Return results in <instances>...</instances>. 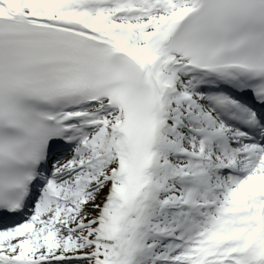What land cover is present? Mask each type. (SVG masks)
<instances>
[{
    "label": "bare ground",
    "instance_id": "1",
    "mask_svg": "<svg viewBox=\"0 0 264 264\" xmlns=\"http://www.w3.org/2000/svg\"><path fill=\"white\" fill-rule=\"evenodd\" d=\"M5 1L9 14L22 6L17 0ZM184 1L186 0L177 3L170 12L151 15L148 21L134 28L118 19L109 18L108 13L87 15L64 10L62 5L65 0L24 3L28 6L27 14L32 17H80L86 21L92 31L99 29L98 34L108 39L117 51L127 54L143 67L142 72L148 79L153 98L151 142L154 152L147 159L148 169L144 179L141 181L140 178L132 188L131 185L126 188L125 180L122 179L126 174L124 168L130 163V159L126 142L117 132L123 129V117L119 105L111 98H102L91 108L76 113L77 124L81 127L89 121L88 117L93 115L90 120L96 123L91 138V142H95L92 143L93 155H96L94 160L101 159L100 153H105L104 159L96 160L95 165L101 169L107 166L110 168L97 180L102 185L98 198L86 206L90 217L86 220L82 219L78 224H82L87 230L83 238L84 249L57 255L65 257V262L155 264L157 260L160 261L156 258L159 244L170 238L171 230L169 224H166L167 216L179 209L180 202L176 199L175 187L181 188L188 184L204 191L210 189L211 184L208 182V173L204 165L194 169L192 178H188L184 175V168L178 164L181 158L189 156L182 148L183 139L180 138L185 129L184 122L197 120V117L190 113V108L202 104L203 101V97L195 90L199 88L207 90L203 80H194L191 70L177 59L169 58V52L165 48L170 35L183 18L181 11L193 6L191 0H187L188 6L185 7ZM117 27L120 28L118 32H116ZM149 54H153L160 64L158 74H155L150 68L151 65L143 60V57ZM128 56L126 57L129 58ZM163 75L168 83L162 81ZM219 133L228 134L234 142L237 140L235 132L227 124L220 127ZM197 134L202 132L197 130ZM85 141L86 139H83L78 144L81 149ZM235 152L236 149L233 160H237ZM65 161L69 160L58 159L50 172L55 173L58 178H65L59 167ZM78 183L81 182L77 181L76 184ZM254 187L264 189V153L260 156L256 167H253L246 177L238 178L231 188L232 191L229 189V192L241 196L244 191ZM47 209H49L47 206L37 208L30 213V215L34 213L39 215L36 221L30 218L19 227L1 230L0 252H7L8 244H16L18 254L37 257L43 262L39 248L41 244H51L47 232L57 216V214L53 215L55 213L52 211L48 213ZM224 224L223 226L220 223L219 229L209 237L220 238L221 242L237 239L241 244L254 239L248 237L241 240L244 237L243 227L247 225L236 227V225ZM58 225L72 227L68 221H61ZM190 235L187 234L186 237L189 238ZM263 253L260 255L262 256ZM50 256L53 255H47ZM253 261L264 263L260 258H255Z\"/></svg>",
    "mask_w": 264,
    "mask_h": 264
},
{
    "label": "rangeland",
    "instance_id": "2",
    "mask_svg": "<svg viewBox=\"0 0 264 264\" xmlns=\"http://www.w3.org/2000/svg\"><path fill=\"white\" fill-rule=\"evenodd\" d=\"M141 19V18H140ZM201 89H198L197 91L200 92ZM96 119V118H95ZM96 124V123H95ZM95 128V127H94ZM94 128L91 130L89 136L91 137ZM184 136V133H181L180 138L183 139V145L182 148H189V142L192 140V137L186 132ZM92 143H88L87 148L83 151L81 155L77 157V159L69 160L65 164V166H68L71 163H77L84 158H88L92 156ZM103 160V159H102ZM53 163H51L50 166H52ZM182 168H184V172H189L190 170L194 169L197 165L193 164L189 158L183 157L181 158L180 162L178 163ZM110 167H105L103 169L99 168L98 166L94 165L87 171L80 172L77 176L72 175V179H70L71 182H76L77 180H85L88 179V176H90L91 181H87L85 183H82V185L77 184V187H70V190L72 193H79V197L73 198L69 204L66 206H58V205H51V209H47V212H55L56 220L54 224L51 225V229L47 232L50 233V239L51 244L50 245H40L39 248V255L41 253H44L46 255H62L67 252H73L76 250H83L84 249V243L83 238L87 234L86 227L81 225H78L82 219L86 220L90 217V214L88 210L86 209V206L89 202H93L98 198V195L101 193L102 185L97 181L100 176L107 172ZM90 174V175H88ZM88 175V176H87ZM224 176V175H223ZM63 187V184H60L57 186V189L60 190ZM68 191V193L70 192ZM175 190L178 191V194L183 199L186 195L190 194L191 192L195 193L196 198L198 199L200 195L202 194L200 189L196 190L193 188H188V186H182L181 188L175 187ZM194 209H191L189 206H182L181 208L174 210L172 213L168 214L166 219V224H170L171 227L175 226V223L178 219L183 218V211L186 212L188 215V218H192L190 216V212ZM195 211V210H194ZM51 212V213H52ZM37 214V213H36ZM31 215H28V217ZM173 217V218H172ZM61 221H68L69 224H71L72 227L75 226L74 229L70 228L68 230V227H60L58 225ZM195 225V230L199 229L198 223H193L188 226V229L186 230V234H191L193 231L190 230V226ZM79 226V227H77ZM77 227V228H76ZM185 230V229H184ZM194 230V231H195ZM179 235L183 236V233L180 232H174ZM9 250L7 252L9 253H16L17 252V245L16 244H8ZM158 253L156 258L161 257V261H158L155 264H181L180 262H183L182 259L178 257V252L181 250L180 245L178 243H174V241H167L164 240L162 243L158 246ZM183 250V249H182ZM167 257L168 260H163L162 258ZM63 264H77L74 261L64 262ZM186 264V263H185ZM194 264H197V261H194Z\"/></svg>",
    "mask_w": 264,
    "mask_h": 264
}]
</instances>
